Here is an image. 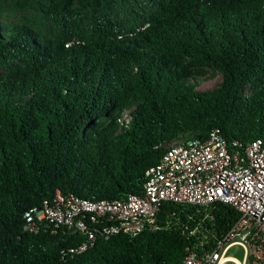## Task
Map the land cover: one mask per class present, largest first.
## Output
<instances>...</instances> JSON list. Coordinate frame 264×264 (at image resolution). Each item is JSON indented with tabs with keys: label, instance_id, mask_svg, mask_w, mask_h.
Segmentation results:
<instances>
[{
	"label": "trees",
	"instance_id": "16d2710c",
	"mask_svg": "<svg viewBox=\"0 0 264 264\" xmlns=\"http://www.w3.org/2000/svg\"><path fill=\"white\" fill-rule=\"evenodd\" d=\"M215 129L241 146L264 140V0H0V264H180L211 252L238 216L221 202H163L157 229L96 234L80 253L81 231L23 226L57 192L140 194L173 143Z\"/></svg>",
	"mask_w": 264,
	"mask_h": 264
},
{
	"label": "built area",
	"instance_id": "2783aa9c",
	"mask_svg": "<svg viewBox=\"0 0 264 264\" xmlns=\"http://www.w3.org/2000/svg\"><path fill=\"white\" fill-rule=\"evenodd\" d=\"M144 179L142 192L123 200L62 198L57 192L52 205L45 202L24 214V231L37 233L45 222L81 231L85 240L72 251L80 253L93 246L96 234L135 236L157 229L163 202L198 207L221 202L237 211V219L211 252L201 257L189 254L180 264H264L263 139L241 146L216 129L204 139H180L146 170ZM86 218L99 224L98 230L88 228Z\"/></svg>",
	"mask_w": 264,
	"mask_h": 264
},
{
	"label": "rangeland",
	"instance_id": "374dc122",
	"mask_svg": "<svg viewBox=\"0 0 264 264\" xmlns=\"http://www.w3.org/2000/svg\"><path fill=\"white\" fill-rule=\"evenodd\" d=\"M220 81V76L216 75L215 77L211 78V77H206L204 79L199 80L198 83V89L199 90H206V89H212L214 88V86ZM230 255H234L235 252L232 251L229 253ZM236 258H241L240 255H236Z\"/></svg>",
	"mask_w": 264,
	"mask_h": 264
}]
</instances>
